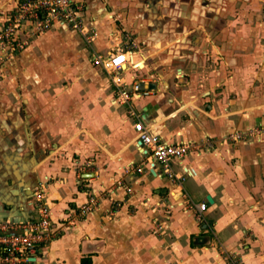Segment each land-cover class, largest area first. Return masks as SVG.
<instances>
[{"label":"crops","instance_id":"1","mask_svg":"<svg viewBox=\"0 0 264 264\" xmlns=\"http://www.w3.org/2000/svg\"><path fill=\"white\" fill-rule=\"evenodd\" d=\"M23 1L0 0V26ZM74 1L84 6L92 40L62 26L47 35L73 39L67 51L78 54L67 59L71 66L96 72L94 56L122 53L126 80H157L155 92L132 106L165 142L196 145L173 162L185 177L183 191L149 169L135 121L110 81L113 122L105 110L96 112L97 124L82 114L93 131L113 132L107 137L114 150L97 160L61 153L65 145L52 133L63 130L61 123L46 130L36 124L44 108L35 95L0 91V220L34 218V192L41 189L63 231L44 250L42 264L84 258L92 264H224L221 246L243 264H264V0ZM126 36L136 45L132 50ZM42 41L35 39L28 52L38 55ZM23 74L19 82L32 77ZM12 115L17 121L7 118ZM104 161L113 167L103 169ZM90 163L97 168L82 167ZM183 194L208 202L205 222L179 206ZM92 196L98 204L82 215Z\"/></svg>","mask_w":264,"mask_h":264},{"label":"built area","instance_id":"2","mask_svg":"<svg viewBox=\"0 0 264 264\" xmlns=\"http://www.w3.org/2000/svg\"><path fill=\"white\" fill-rule=\"evenodd\" d=\"M84 6L74 0H24L14 10L6 23L0 26V55L2 59H13L14 55L25 48L26 42L19 39V33L23 28H32L37 34L50 31L55 26H62L67 30L78 32L83 37L92 40L85 32ZM128 39V50L136 45ZM93 67L106 73L110 82L116 89V101L126 105L128 115L134 119L136 132V144L140 153L146 158L149 169H158L160 175L177 185L180 192L185 177L176 173L173 162L182 160L190 151L195 149L193 143H168L162 137L155 134L147 126L139 113L132 106L155 92L152 84L157 80L152 78L131 77L124 78L127 72V58L125 54L116 53L111 57L103 58L94 56ZM242 135L234 134L232 137L238 141ZM140 172L143 169L139 170ZM180 207L191 211L199 222H205L204 213L208 202L194 203L186 194ZM35 217L25 222H13L0 220V264H42V251L62 233L61 226L52 218V212L44 191L36 189L34 192ZM98 204L96 196H92L88 203L83 205L81 214L91 212ZM220 256L224 264H243L227 252L222 246Z\"/></svg>","mask_w":264,"mask_h":264},{"label":"rangeland","instance_id":"3","mask_svg":"<svg viewBox=\"0 0 264 264\" xmlns=\"http://www.w3.org/2000/svg\"><path fill=\"white\" fill-rule=\"evenodd\" d=\"M47 34H37L30 27L23 28L19 33V39L26 42L25 48L17 52L13 59H2L0 55V91L10 90L12 93L28 91L30 97L36 96V106L44 108V113L42 112V115L38 114L35 117L36 124L41 123L42 128L46 130L47 128H55L61 123L59 127L63 130L56 132V129H54L52 133L55 137L56 135L59 136L58 144L63 143L65 145L61 146L63 147L61 153L64 156L77 159L83 155L94 160L108 157L107 150L113 151L114 147L109 142L110 137L107 136L113 132L99 133V131H93L91 120L87 118V115L83 118L82 114L90 113L94 117V124H97L96 112L101 113V110H105L106 120L113 122V115L109 116L108 113L115 112L117 109H114L110 102L115 96L114 90L109 86L110 78L104 72L93 71L91 67L71 66L69 62L67 64V59L73 58L76 60L78 54L74 50L67 51V48L70 47L69 42L72 44L73 39L65 37V34H58L55 37L51 35L50 37ZM37 38L43 40L42 45L44 48L41 52H38V55H35L31 51L32 49L29 52L28 49ZM23 71L27 77H32L29 78L30 80H25L27 79L25 78L19 82L18 80L21 78L19 74L22 75ZM142 78H145V76ZM42 95L43 99H40ZM14 101L17 103V100L14 99ZM16 103L13 102L11 105L16 106ZM7 118L17 121L16 115L7 116ZM87 126H89V129H87ZM67 141H70V143L66 145ZM50 148H46L47 151ZM100 165L105 170L113 167L111 161H104ZM97 166L90 163V165L84 164L82 167L96 169ZM43 256L44 250L41 259Z\"/></svg>","mask_w":264,"mask_h":264},{"label":"trees","instance_id":"4","mask_svg":"<svg viewBox=\"0 0 264 264\" xmlns=\"http://www.w3.org/2000/svg\"><path fill=\"white\" fill-rule=\"evenodd\" d=\"M81 264H92V261H91V259L84 258L81 260Z\"/></svg>","mask_w":264,"mask_h":264},{"label":"water","instance_id":"5","mask_svg":"<svg viewBox=\"0 0 264 264\" xmlns=\"http://www.w3.org/2000/svg\"><path fill=\"white\" fill-rule=\"evenodd\" d=\"M91 177H93V174H87L85 176V178H91ZM207 200L209 201V203H211V204L213 203V200H212V198L210 196H208Z\"/></svg>","mask_w":264,"mask_h":264}]
</instances>
